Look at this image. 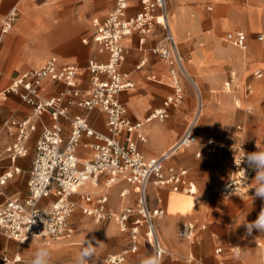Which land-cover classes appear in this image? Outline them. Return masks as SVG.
Segmentation results:
<instances>
[{
  "label": "crops",
  "instance_id": "1",
  "mask_svg": "<svg viewBox=\"0 0 264 264\" xmlns=\"http://www.w3.org/2000/svg\"><path fill=\"white\" fill-rule=\"evenodd\" d=\"M226 2L168 1V21L179 42L180 51L186 57L185 68L188 76H179L183 87V101L177 106L171 105L167 108L169 116L165 120L148 119L156 110L163 108L165 100L175 92L170 66L152 52V48L163 36V29L157 26L143 45L140 44L138 34L123 39L122 43L128 54L120 70L129 75V79L135 83V89L124 91L120 95V100L127 108L128 117L132 122L143 124L141 130L145 135V141L138 143L140 150L148 158L160 157L167 152L183 135L200 106L202 114L196 124L199 140L202 141L209 134H214L223 144V138L218 135L222 136L224 132L228 133L230 138H234L237 127L229 130L228 126L240 119V115L234 114L236 105H239L235 102L237 99L243 100L246 104L253 103L257 108V123L250 132L257 135L258 142L255 151L252 152L253 149L249 148L245 150L252 153L264 152V109L261 108L264 105V42L257 40V35L261 32L259 27L262 28L264 24V0L252 2L237 0L240 12L235 5ZM114 4L115 0H0V21L5 20L14 8L19 10L18 18L11 29L3 35L0 29V110L2 111L0 112V176L6 172L12 173V177L3 187L0 204L12 197L27 199L30 171L35 156L33 148L36 150L37 142L45 128L53 125L49 114H44L37 123L38 128L31 134L26 144L28 154L12 161L7 153V147L11 145L13 137L5 130V124L11 119H26L31 116L34 109L24 102L20 95L6 93V90L14 79L42 67L54 56H57L62 63L79 67L78 83L83 89L89 88L93 75L86 68L88 62L95 60L103 63L108 60V54L101 52L99 45L93 39V20L105 19ZM130 5L128 15L134 16L141 9L140 0H131ZM237 27L238 31L247 34L246 50L230 45L224 40L225 37L221 38L225 32L226 35L237 32V30L229 31ZM223 42L230 46L221 44ZM143 60H146L145 65L138 69ZM258 71L263 73L261 78L254 76ZM230 81L234 92L239 87L237 82H242L246 87L250 86L252 88L250 98L245 99L240 91L234 95L231 88L228 90L226 84ZM188 84L192 86L190 90H187ZM65 87L64 82L45 80L40 87V93L42 97H52ZM221 87L225 88L223 91L225 93L222 92L224 95L221 92H219L221 95L212 93L220 90ZM68 110L69 117L87 116L92 128L99 132H108L106 115L103 111L95 109L88 113L78 106H70ZM60 124L63 128L62 136L67 142L72 129L70 121L61 118ZM95 143L94 138L83 136L77 148L80 161H92L95 153L92 146ZM81 152H84V155ZM198 152L201 153L200 157L196 156ZM194 155L198 166L204 170L200 175L196 174V170L191 171L187 168L190 167V160ZM212 155L204 149V146L197 145L178 151L165 164L166 168L186 170L185 178L196 185V194L178 193L168 187H150L151 207H162L166 212L163 218L156 221L158 237L167 250L162 264H193L189 260L190 257L201 260L203 264H220L221 261L226 264H240V245L244 246L252 239L247 229L251 224V208L247 206L240 210V207H237L238 203L246 202L247 199L240 195L222 197L217 194L218 186L226 183L230 177V175L228 177L230 167L212 170L210 168ZM259 162L261 171L257 173L264 172V160ZM16 168L20 173H15ZM257 177L254 176L256 189L264 185V178H260L258 182ZM106 182L107 179L103 176L97 184L88 183L90 185L83 186L73 199L80 206L94 207L99 198L107 196V206L115 212H120L125 206H136L137 194L128 182L119 181L109 187ZM126 188L129 189V193L122 196ZM85 195L91 197L89 203L84 199ZM53 199L54 197L45 199L41 205L48 207ZM257 209L258 216L264 209V203ZM78 213H81L83 218L92 219L96 224L111 222L108 233L118 235L116 231L118 224L114 218L97 222L78 208L70 219V224L74 228L73 237L62 243L68 246L79 244L73 241L77 229L72 221ZM83 218L80 222H85ZM187 222H192L197 227L194 240H184L179 236L180 228ZM114 245L107 252L110 253L109 255L125 250L130 245V235L118 236ZM258 245L262 244L259 242ZM56 246L58 247L45 251L36 242H31L20 246L18 254L13 257H5L11 260L9 263L12 264L23 262V257L33 264L43 263L46 256L64 259V252L61 251L65 248ZM218 248L223 250L222 256L216 254ZM236 249L239 250V254L235 253ZM104 251L105 247L98 249L99 255ZM244 255L246 256L243 257L241 264H248L247 252ZM16 257L20 259L15 261ZM151 259L152 249L142 238L138 251L130 254L125 264H150Z\"/></svg>",
  "mask_w": 264,
  "mask_h": 264
},
{
  "label": "built area",
  "instance_id": "2",
  "mask_svg": "<svg viewBox=\"0 0 264 264\" xmlns=\"http://www.w3.org/2000/svg\"><path fill=\"white\" fill-rule=\"evenodd\" d=\"M168 1L140 0V11L134 16H129L131 0H115L112 11L105 19L93 20V39L99 45L100 51L108 54V60L103 63L95 60L88 62L86 68L93 75L89 88L83 89L78 83L80 68L60 62L57 56L49 58L42 67L22 74L12 81L6 93L20 95L34 110L31 116L24 120L11 119L5 124V130L13 137L11 145L7 147L11 160L15 161L28 154L26 144L44 114H49L53 125L45 128L37 142L27 199L12 197L0 204V229L8 238L21 243L36 239L45 245L67 242L74 234L70 219L80 208L83 214L97 222L114 218L120 230L129 233L130 245L121 253L109 255L108 264H125L127 257L138 251L142 238L152 249L150 264H162L167 250L158 237L156 221L163 218L166 212L162 207H151L149 190L151 186H156L168 187L174 192L187 195L197 193L196 185L185 178L186 170L166 168L165 164L178 151L199 144L196 124L202 114V107H199L198 113L183 135L167 152L160 157L148 158L140 150L138 143L145 141L141 130L143 124L132 122L128 117L127 108L120 100L124 91L135 89V83L129 79L128 74L121 72L120 68L128 54L122 43L123 39L138 34L140 44L143 45L155 28L161 27L163 36L152 48V52L170 66L175 92L165 100L164 107L156 110L148 119L165 120L169 116L167 108L182 103L183 87L179 76H188L185 68L186 57L182 55L179 42L168 21ZM15 11L16 8L5 20L0 21L2 35L11 29L15 21ZM224 40L234 47L247 49V34L244 31L230 32ZM257 40L264 42V31L257 35ZM145 63L146 60H143L137 68L140 69ZM254 76L261 78L263 73L258 71ZM45 80L64 82L66 87L56 96L42 97L40 87ZM231 86V81L226 84L228 90ZM245 93L251 95L252 88L247 86ZM70 106H78L88 113L95 109L103 111L108 132L103 133L92 128L87 116L69 117ZM61 118H67L71 124V135L67 142L62 136ZM242 130V126H237L236 135L239 136ZM84 135L96 141L92 146L95 152L92 161L82 162L77 156V148ZM203 146L207 152L214 155H219L224 149L215 136H208ZM235 152L234 169L228 181L216 190L222 197L243 195L251 190L258 159L243 146L235 148ZM196 156L200 157L201 153L198 152ZM15 173H20V170L16 168ZM103 176L107 179L108 187L119 181L128 182L137 194L136 206H125L120 212H115L108 208L107 196L99 198L94 207L80 206L73 199L81 187L88 183L97 184ZM11 177V172L0 176L1 196L3 187ZM128 193L129 189L126 188L122 196ZM51 197L54 199L50 201V206L43 207L42 201ZM84 199L89 203L91 197L85 195ZM196 235L197 227L192 222L185 223L179 230V236L184 240H194ZM216 254L222 256L223 250L218 248ZM18 259L20 258L16 257L14 260ZM189 260L194 264H203L195 257H190ZM4 261L11 262L7 257ZM220 264L226 263L221 261Z\"/></svg>",
  "mask_w": 264,
  "mask_h": 264
},
{
  "label": "rangeland",
  "instance_id": "3",
  "mask_svg": "<svg viewBox=\"0 0 264 264\" xmlns=\"http://www.w3.org/2000/svg\"><path fill=\"white\" fill-rule=\"evenodd\" d=\"M250 1L252 2L253 0H249V2ZM190 2H194V1H190ZM231 4L233 6L235 5L236 7L235 3H231ZM238 12H240V10H238ZM18 14H19V10L16 9L15 17H14L15 20L18 18ZM237 29L239 30V28L237 27L229 31H233ZM260 30L264 31V24L262 28L259 27V31ZM225 35H226V32L221 36V38H224ZM221 44L230 46L229 44L225 42ZM234 72L235 71H232V73ZM237 83L239 85L237 91L234 92L233 87L231 86V89H232V92H234V95H237L236 93L240 91V93L243 94V97L245 99H249L251 95L249 96L245 93L246 86H244L242 82L241 83L237 82ZM187 87H188L187 90L188 89L190 90L192 88L191 84H188ZM223 91H225V88L221 87L220 90L212 91V93H218V95H221L219 92L222 93ZM223 93L222 95H224ZM197 94H198V91H197ZM235 102L239 105H236V110L234 111V114L235 116L236 114L240 115V119L235 121L233 125H229L228 126L229 130L236 128L238 125H240L244 127L245 131L244 130L240 131L239 136L236 135L235 133L234 138H230L229 134L225 132L222 133V136L218 135V137H222L224 140L223 142L224 149L219 155H214V154L212 155L213 160L210 166L212 170H215V169L217 170L220 167L229 166L230 170H229L228 177L232 169H234L233 162H234V156L236 153L235 148H238L239 146L240 147L243 146L244 148H247V149L248 148L251 150L253 149L252 150L253 152L255 151L254 148L258 142L257 135L250 132L251 128L255 127L257 123L256 119L258 118V116H257L256 106L253 103L246 104L243 102V100L238 101V99ZM261 108L264 109V105L263 107L261 106ZM0 112L2 111L0 110ZM208 136H215V135L209 134ZM206 139L207 138L203 139L202 141L199 140L198 146L203 147V144ZM236 141L240 143H237ZM34 152H35V148H33V155H34ZM30 153L32 154V151H30ZM81 154L84 155V152H81ZM187 168L191 171L196 170V174L198 175L204 172L203 168L198 166V162H197V159H195V155L193 156V159L190 160V167L188 166ZM257 171H261L259 160H258L257 167L255 169V172H254V176L255 175L258 176L259 172L257 173ZM191 173H195V172H191ZM254 176L252 178V184H251L252 186H251L250 192H248L247 194L240 195V197L246 198L247 201L240 202L237 204V207H240V210L248 206L251 208L250 211L252 212L251 224L247 228L249 230V233L252 239L246 245L244 246L240 245V254H239L238 249L235 250V253L239 254L240 256V264L243 261V257L246 256L244 255L246 252L248 254L247 258H249L246 260L248 264L249 263L250 264H264V230L258 229L253 223L258 217L257 208L260 204L264 203V199L256 196V188H255L256 184L254 182ZM232 198H235V197H232ZM82 218H83L82 214L78 213L77 215L74 216L72 220L77 229V232H76V235L73 241H75V243L76 242L79 243L78 245H74V246H71V245L64 246L65 243H61V242L52 243V245H45L42 241H39V240L36 241V239L21 243V242H17L15 240L7 238L0 229V264H12V263H7L4 261L5 256H8L9 258L13 257L14 255L18 254L20 246L24 244H29L31 242H36L40 246V248H42L45 251L46 249H52L54 247H58L56 245H59V247L61 248H65L61 251V252H64L63 253L64 259L46 256V260L41 264H108L107 258L110 253H107V252L115 246L114 244L116 243V239L118 238V236L120 235L128 236L129 233L128 232L121 233L119 226L116 225V231L118 235H113V234L108 233V227L111 222L96 224L90 218H83L85 222H80L82 221L81 220ZM259 242L262 244L261 246L258 245ZM101 247H105V251L104 253L99 255L98 249H100ZM15 264H33V263L30 260L23 257V262H17Z\"/></svg>",
  "mask_w": 264,
  "mask_h": 264
},
{
  "label": "clouds",
  "instance_id": "4",
  "mask_svg": "<svg viewBox=\"0 0 264 264\" xmlns=\"http://www.w3.org/2000/svg\"><path fill=\"white\" fill-rule=\"evenodd\" d=\"M255 159L264 160V152H256L251 154ZM260 178H264V172H260L257 177L259 182ZM256 196L264 199V185L256 189ZM258 229L264 230V209L261 210L257 219L253 222Z\"/></svg>",
  "mask_w": 264,
  "mask_h": 264
},
{
  "label": "bare ground",
  "instance_id": "5",
  "mask_svg": "<svg viewBox=\"0 0 264 264\" xmlns=\"http://www.w3.org/2000/svg\"><path fill=\"white\" fill-rule=\"evenodd\" d=\"M221 1H227L226 3H228V2H230V3H235L236 4V8H238V10H240V7L238 6V3H237V0H221ZM221 9V8H220ZM214 10H215V8H214ZM217 10V9H216ZM219 11V10H218ZM221 11H223L222 9H221ZM250 96V95H249ZM200 117V116H199ZM201 118V117H200ZM199 124V123H198ZM84 162H86V161H84ZM86 185H90V184H85L84 186H86ZM82 188V187H81ZM80 188V189H81ZM79 189V190H80ZM51 245H52V243H51ZM71 245V244H70ZM64 246H68V244H65ZM19 260V259H18Z\"/></svg>",
  "mask_w": 264,
  "mask_h": 264
}]
</instances>
